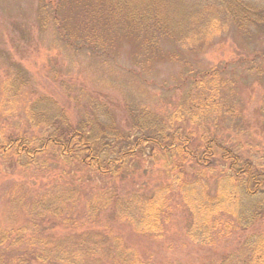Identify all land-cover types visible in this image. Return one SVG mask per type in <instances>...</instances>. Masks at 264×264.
Here are the masks:
<instances>
[{"label":"rangeland","instance_id":"1","mask_svg":"<svg viewBox=\"0 0 264 264\" xmlns=\"http://www.w3.org/2000/svg\"><path fill=\"white\" fill-rule=\"evenodd\" d=\"M147 1L0 0V134L23 129L40 136L60 122L57 116L95 119L100 103L109 109L100 118L123 132L133 110L168 124L184 93L177 87L183 70L232 61L264 45V22L225 21L203 36L188 0H176V9ZM244 1L264 9V0ZM231 76L232 114L222 109L215 120L187 130L200 138L218 135L263 164V80L240 71ZM173 161L148 147L128 160L125 172L98 176L51 151L29 168L0 159V228L46 227L48 259L41 264H221L264 235V194L249 201L245 226L237 212L219 209L199 221L195 206L216 200L221 168L195 171L187 163L179 171ZM185 191L195 198L189 201ZM151 195L162 206L159 232L140 225L141 204ZM93 201L98 208L90 207Z\"/></svg>","mask_w":264,"mask_h":264},{"label":"trees","instance_id":"2","mask_svg":"<svg viewBox=\"0 0 264 264\" xmlns=\"http://www.w3.org/2000/svg\"><path fill=\"white\" fill-rule=\"evenodd\" d=\"M160 1L147 2L151 8L163 4V8L176 9V0ZM188 8L194 11L195 27L203 36L220 31L225 21L243 27L264 22V9H258L251 1L188 0ZM231 71L254 73L264 85V45L253 54L242 53L232 61L204 69L183 70L177 87L184 93L176 109L168 115V124L150 119L143 109L133 110L135 117L129 123L131 128L123 132L106 123L107 119L100 118V114H109V109L100 103L96 105L98 119L91 114L77 120L57 116L60 122L53 123L54 127L46 128L40 136L30 135L23 129L15 133L2 131L0 159L29 168L40 155L51 151L57 160L106 176L125 172L128 160L145 154L150 147L154 154L162 153L170 165L175 159L174 168L179 171L184 170L187 163L195 171L221 168L216 200L195 206L197 215L203 218L199 221H204L213 209H219L237 212L241 224H249L252 217L249 201L264 194V163L245 156L218 135L206 134L200 138L187 130L188 124L215 120L222 109L225 114H232L231 104L226 103L236 87ZM261 110L264 114V103ZM185 193L189 201L195 198L188 191ZM141 206L144 208L141 227L148 232H159L162 207L159 199L151 195ZM90 207L98 208L99 205L93 201ZM30 224L0 228V264H41L48 259V250L44 249L47 248L49 236L45 234L48 229L40 222ZM221 264H264V235L255 241L247 240L237 252L224 256Z\"/></svg>","mask_w":264,"mask_h":264}]
</instances>
